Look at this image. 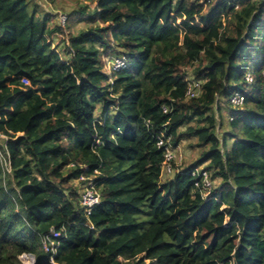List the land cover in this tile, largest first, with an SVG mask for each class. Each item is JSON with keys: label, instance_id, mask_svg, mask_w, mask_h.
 Masks as SVG:
<instances>
[{"label": "trees", "instance_id": "1", "mask_svg": "<svg viewBox=\"0 0 264 264\" xmlns=\"http://www.w3.org/2000/svg\"><path fill=\"white\" fill-rule=\"evenodd\" d=\"M84 2L0 0V264H264V0Z\"/></svg>", "mask_w": 264, "mask_h": 264}, {"label": "rangeland", "instance_id": "2", "mask_svg": "<svg viewBox=\"0 0 264 264\" xmlns=\"http://www.w3.org/2000/svg\"><path fill=\"white\" fill-rule=\"evenodd\" d=\"M29 1L31 5L37 4L40 12L51 15V17L53 16L51 20L52 24L57 23L61 25H64V23H62V17H65L72 10L79 8L85 3L84 0H29ZM86 26H88L86 20H81V21L77 20L74 23L72 30L76 31L78 28H82ZM54 44L56 45L58 44L60 50H63L64 43L61 42L60 38L55 39ZM105 59H106L105 70L111 76L112 73L110 71L109 65L107 64L108 59L107 58ZM188 73L191 74L190 69H188ZM197 142L198 141L196 137L185 138L181 141V143L177 147L171 149L173 152V159L169 163L170 166L168 164L164 166V175H163L164 179L172 178L176 171L191 166L194 164V162H196V160L199 158L201 154V149H199V147H197L196 145ZM200 167H204V166H200ZM198 169L201 170V168ZM219 183H220V179L212 180V186L208 190V192H210L214 188H217ZM84 189L85 187L83 185L80 190L81 193L84 191ZM19 259H20V264H28L27 258L23 257L22 255L19 256ZM35 262L31 261L29 264H35Z\"/></svg>", "mask_w": 264, "mask_h": 264}, {"label": "built area", "instance_id": "3", "mask_svg": "<svg viewBox=\"0 0 264 264\" xmlns=\"http://www.w3.org/2000/svg\"><path fill=\"white\" fill-rule=\"evenodd\" d=\"M64 16V15H62ZM67 16L62 17V23H65ZM107 64L109 65L111 73L114 71H119L120 69H124L127 67L128 62L125 56H117L112 58H107ZM111 59V60H110ZM248 80H252V77L250 74L247 76ZM201 93V82L198 81H192V84L188 90V96L189 97H196ZM232 103L234 106L241 105L243 103V96L239 92H235L232 96ZM159 144H163V140H160ZM166 158H167V164L170 166V162L173 159V152L171 148H167L166 152ZM0 159L2 162V166L4 168V172H7L10 170V163L7 158L4 157V155L0 152ZM5 164V167H4ZM193 174L199 175V169H195L193 171ZM204 179L203 181V191L204 193L208 192V190L212 186V181L208 177V174L206 172L203 173ZM199 185V183H197ZM100 200L99 193L90 186V184H86L84 191L81 193V203L86 207V210L88 213L91 212L92 207L97 204ZM53 234L47 235V239H49ZM56 235V234H55ZM23 257L27 258V263L29 264L31 261L35 262V258L32 254H23Z\"/></svg>", "mask_w": 264, "mask_h": 264}]
</instances>
